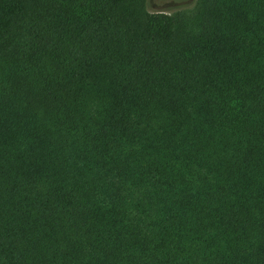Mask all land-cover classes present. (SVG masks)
Segmentation results:
<instances>
[{
  "label": "trees",
  "instance_id": "obj_1",
  "mask_svg": "<svg viewBox=\"0 0 264 264\" xmlns=\"http://www.w3.org/2000/svg\"><path fill=\"white\" fill-rule=\"evenodd\" d=\"M0 264H264V0H0Z\"/></svg>",
  "mask_w": 264,
  "mask_h": 264
},
{
  "label": "rangeland",
  "instance_id": "obj_2",
  "mask_svg": "<svg viewBox=\"0 0 264 264\" xmlns=\"http://www.w3.org/2000/svg\"><path fill=\"white\" fill-rule=\"evenodd\" d=\"M195 0H146L148 11L171 13L177 10H191Z\"/></svg>",
  "mask_w": 264,
  "mask_h": 264
}]
</instances>
